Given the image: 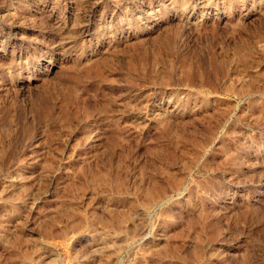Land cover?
<instances>
[{
    "label": "rangeland",
    "instance_id": "1",
    "mask_svg": "<svg viewBox=\"0 0 264 264\" xmlns=\"http://www.w3.org/2000/svg\"><path fill=\"white\" fill-rule=\"evenodd\" d=\"M0 264H264V0H0Z\"/></svg>",
    "mask_w": 264,
    "mask_h": 264
}]
</instances>
